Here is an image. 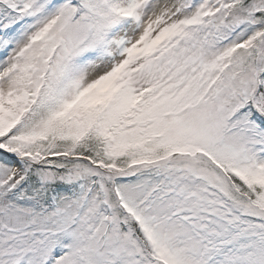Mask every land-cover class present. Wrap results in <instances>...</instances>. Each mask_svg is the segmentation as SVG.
Here are the masks:
<instances>
[{"label":"snow or ice","instance_id":"6c2138e0","mask_svg":"<svg viewBox=\"0 0 264 264\" xmlns=\"http://www.w3.org/2000/svg\"><path fill=\"white\" fill-rule=\"evenodd\" d=\"M0 264H264V0H0Z\"/></svg>","mask_w":264,"mask_h":264}]
</instances>
